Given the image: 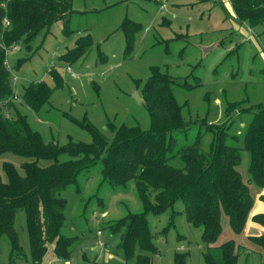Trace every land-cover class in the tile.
Here are the masks:
<instances>
[{"label":"rangeland","instance_id":"374dc122","mask_svg":"<svg viewBox=\"0 0 264 264\" xmlns=\"http://www.w3.org/2000/svg\"><path fill=\"white\" fill-rule=\"evenodd\" d=\"M70 2L68 25L63 20L55 22L29 43L21 40L19 48H7L6 52L5 61L14 91L11 102L27 116L31 128L38 131L45 142L63 145L70 138L91 142V134L74 121L85 114L110 139L114 136L110 123L113 127L139 124L148 129L150 116L136 80L144 83L153 65L168 69L175 78L187 77L192 84L196 79L202 80V85L195 88H174L177 100L184 104L183 115L190 128L185 135L180 134V147L191 143L199 129L210 124H223V128L229 125L230 135H240L252 119L254 106L264 103L261 44L264 26L254 28L262 40L253 39L246 25L236 20L231 0ZM126 18L142 24L129 53L125 51L127 39L122 30ZM85 36L92 37L91 47L80 58L64 59L63 55L75 49L77 42L86 43ZM206 47L210 49L206 51ZM54 66L63 75L65 84L55 90L46 109L36 112L24 102L23 90L32 81L44 80L54 86L55 80L49 72ZM136 94L141 99H137ZM7 102L2 106L10 118L12 113L7 109ZM212 139V132L203 137L204 150L209 148ZM227 141L234 143L231 138ZM69 158L66 153L60 157L61 160ZM29 160L13 151L2 153L0 174L3 180H7L5 162H12L24 175L22 164ZM248 162V154L243 153L239 169L246 182L249 180ZM79 181L80 194L75 186L63 193L67 198V209L62 232L79 237L70 256H57L53 245H49L43 260L35 263L27 217L22 211L16 216L15 228L23 254L12 259L10 239L3 234L0 237V264H136L135 258L124 260L118 247L120 237L104 227L130 212L143 211L135 182L113 187L103 179L100 163L82 172ZM250 188L255 199L252 213L264 211V203L256 199L257 191L261 194V190L254 184ZM178 207L184 209L182 202ZM149 220L159 248L158 253L152 254L153 264H175L177 253H187L188 264H205L203 252L207 245L202 241V229L192 225L185 213L179 214L176 227L167 234L160 232L169 222L170 212L151 214ZM253 227L247 226L244 232L236 234L228 215L223 213V230L214 245L233 239L239 253L237 264H264V248L250 239L259 234Z\"/></svg>","mask_w":264,"mask_h":264},{"label":"trees","instance_id":"16d2710c","mask_svg":"<svg viewBox=\"0 0 264 264\" xmlns=\"http://www.w3.org/2000/svg\"><path fill=\"white\" fill-rule=\"evenodd\" d=\"M231 3L236 20L251 27L261 41V34L254 28L264 26V0H231ZM70 5V0H0V155L13 151L31 159L22 164L24 175L12 162L4 163L6 181L0 174V237L8 235L12 259L24 251L15 228L16 216L22 211L26 213L35 263L43 260L49 245H53L57 256H70L79 237L62 232L67 209L63 193L75 186L80 194L79 175L100 163L103 179L113 187L134 181L143 205L142 212H130L104 226L120 237L118 247L125 261L135 258L136 264H153L152 254L158 253L159 248L149 215L170 212V220L160 233L167 234L176 227L177 217L185 213L192 225L202 229V241L207 245L203 252L205 264H237L235 240L214 244L223 230V213L228 215L233 231L241 234L255 203L250 185L264 190V103L254 106L252 119L240 135H230L229 125L223 128V124H210L199 129L191 143L180 147V134L185 135L190 128L184 119V104L177 100L174 88H195L202 85V80L196 79L192 84L187 77L175 78L168 69L153 65L144 83L136 80L150 116L148 129L139 124L113 127L110 123L114 132L110 139L85 114L74 121L91 134V142L73 138L63 145L45 142L31 128L27 116L11 102L14 91L6 52L21 40L29 43L55 22L63 20L68 25ZM141 26V22L130 18L124 20L126 53L132 51ZM85 38L86 43L77 42V47L63 58H80L93 43L91 36ZM49 72L54 86L44 80L32 81L22 93L24 102L36 112L46 109L55 90L65 84L58 68L51 67ZM5 101L12 113L10 118L2 106ZM208 132L213 133V139L204 150L202 139ZM228 138L234 143L228 142ZM65 153L71 158L61 160ZM243 153L249 158L247 182L239 169ZM260 199L264 202V193ZM180 202L184 211L178 207ZM253 221L264 227V212L254 215ZM250 239L264 248V232ZM175 264H188V254L177 253Z\"/></svg>","mask_w":264,"mask_h":264},{"label":"crops","instance_id":"0c3cea01","mask_svg":"<svg viewBox=\"0 0 264 264\" xmlns=\"http://www.w3.org/2000/svg\"><path fill=\"white\" fill-rule=\"evenodd\" d=\"M160 6H161V5H160ZM162 6H164V4H163ZM261 193H264V190H262ZM257 194H258V196L256 197V199L258 198L259 201H261L262 203H264V202L260 199V194L258 193V191H257ZM252 210H253V208H252ZM252 210H251V213H250V215H249V219H248V221H247L246 227L248 226V227L251 228V227L254 226V227H253V230L259 233V234H254V235H260V234H262V233L264 232V227H263V226H260V227L257 226V225H256L257 223H255V222L253 221V216L256 215V214H258V213L264 212V211H263V209H262V210H260V211H258V212H256V213H252ZM246 227H245V228H246Z\"/></svg>","mask_w":264,"mask_h":264},{"label":"built area","instance_id":"2783aa9c","mask_svg":"<svg viewBox=\"0 0 264 264\" xmlns=\"http://www.w3.org/2000/svg\"><path fill=\"white\" fill-rule=\"evenodd\" d=\"M10 22H9V20L6 18L5 19V26H7L8 24H9ZM246 28H247V30H248V34H250L252 37H253V39L254 38H256L257 39V35H256V33L253 31V29L251 28V27H248V26H246ZM17 49V48H19V45H15L14 47H12V48H9L8 50H10V49ZM262 49H263V51H264V43L262 44ZM70 69V68H69ZM16 79V78H15Z\"/></svg>","mask_w":264,"mask_h":264},{"label":"water","instance_id":"95a60500","mask_svg":"<svg viewBox=\"0 0 264 264\" xmlns=\"http://www.w3.org/2000/svg\"><path fill=\"white\" fill-rule=\"evenodd\" d=\"M209 49H210V47H206V48H205L206 51L209 50ZM136 98H137V99H141V97H140L138 94H136Z\"/></svg>","mask_w":264,"mask_h":264}]
</instances>
